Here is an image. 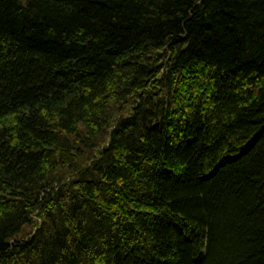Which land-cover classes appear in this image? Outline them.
<instances>
[{
  "label": "trees",
  "instance_id": "16d2710c",
  "mask_svg": "<svg viewBox=\"0 0 264 264\" xmlns=\"http://www.w3.org/2000/svg\"><path fill=\"white\" fill-rule=\"evenodd\" d=\"M0 264H264V0H0Z\"/></svg>",
  "mask_w": 264,
  "mask_h": 264
}]
</instances>
